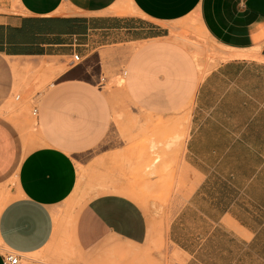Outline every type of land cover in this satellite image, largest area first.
Wrapping results in <instances>:
<instances>
[{
  "label": "crops",
  "instance_id": "crops-1",
  "mask_svg": "<svg viewBox=\"0 0 264 264\" xmlns=\"http://www.w3.org/2000/svg\"><path fill=\"white\" fill-rule=\"evenodd\" d=\"M191 17L234 55L203 77ZM102 55L111 74L126 66L113 91ZM41 62L52 77L37 93L44 76L27 74ZM119 111L127 139L103 148ZM153 153L177 166L161 221L132 198ZM7 251L21 264H264V0H0V264Z\"/></svg>",
  "mask_w": 264,
  "mask_h": 264
},
{
  "label": "rangeland",
  "instance_id": "rangeland-1",
  "mask_svg": "<svg viewBox=\"0 0 264 264\" xmlns=\"http://www.w3.org/2000/svg\"><path fill=\"white\" fill-rule=\"evenodd\" d=\"M183 26L189 31L190 35H194L195 41H191L193 45H200L204 44L205 49L202 53L201 57H204V59L201 60L200 64V76H205L210 70H212L214 67H216L219 63L228 60L230 58H233L234 55L231 54L226 48L215 44H210L207 42V40L204 38L203 34H201L199 28L196 26V20L194 17H191L188 19L187 22L183 24ZM209 45V46H208ZM207 47V48H206ZM102 61H103V69H102V78L104 80L109 79L108 83L105 84L104 90L106 91H113L115 90L118 85H120V82H122L121 76L123 73H125L126 66L122 62L119 65L115 64L113 62L114 67L116 68L117 72L115 74H111L109 72V68L111 67V63L108 62L107 58H105L104 55H102ZM111 61V60H110ZM73 65L76 63H73L70 61ZM69 63V64H70ZM80 64H83L80 63ZM79 64V65H80ZM50 68H52L51 63L41 62L39 71L38 72H28L27 75H32V78L34 80H40V78H45V84L39 85L37 87V93L42 92L45 87L51 84V77L52 72H50ZM66 68V67H63ZM47 70V71H45ZM45 74V75H44ZM101 74V73H100ZM51 76V77H50ZM21 95L20 92H16L15 96ZM36 95L30 93L26 97V102L28 104V115H30L31 120L30 122L34 125L35 124V117H33V109L37 107V101H36ZM15 100V99H14ZM136 113L138 115L132 116L131 115V121L130 124H140L142 123V117L140 115L141 112L139 110H136ZM132 114V112H131ZM127 114L125 111H119L114 114L113 117V128L111 131L110 138L107 140L106 144L103 146V148L109 147L110 142L113 141H126L127 139V133H126V125H127ZM152 123V122H151ZM137 135V134H136ZM161 138L159 139L158 134H156L157 140H165L167 142H173L174 141V129H170L166 132H163L159 134ZM144 140L148 138H144L143 134L140 133L136 139ZM171 144V143H170ZM173 144V143H172ZM167 156H170L169 152L166 154ZM168 163H163L164 159L161 157L158 153H153L151 155V158L148 160V164H143L139 166V171L136 170V177L139 179L136 184H139L136 186L135 192L140 193V195H134L132 198H134L148 213L151 220L155 221L159 218V220H163L165 217L167 219L170 217L172 202L174 200V194L175 192V170L176 165L173 163V159H167ZM162 162V163H156V162ZM78 168L83 171L82 166L78 163ZM155 180V183H151L152 180ZM88 198L83 197L80 198V201L85 202ZM163 231L161 230L158 232V236H162Z\"/></svg>",
  "mask_w": 264,
  "mask_h": 264
},
{
  "label": "built area",
  "instance_id": "built-area-1",
  "mask_svg": "<svg viewBox=\"0 0 264 264\" xmlns=\"http://www.w3.org/2000/svg\"><path fill=\"white\" fill-rule=\"evenodd\" d=\"M82 61L80 60V56L78 54L74 55L73 56V63H76V64H80ZM99 86L101 88L105 87V84H104V79L101 78L100 79V84ZM33 117H35V119L37 118L38 116V109L37 107H35L33 109V113H32ZM3 259H4V264H21V259L20 257L12 252V251H7L4 256H3Z\"/></svg>",
  "mask_w": 264,
  "mask_h": 264
}]
</instances>
